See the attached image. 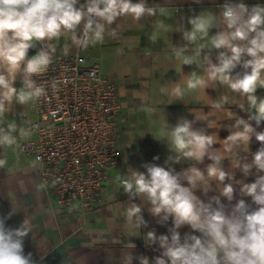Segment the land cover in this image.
<instances>
[{
  "label": "clouds",
  "instance_id": "1",
  "mask_svg": "<svg viewBox=\"0 0 264 264\" xmlns=\"http://www.w3.org/2000/svg\"><path fill=\"white\" fill-rule=\"evenodd\" d=\"M170 14L169 8L149 7L146 0L135 3L133 0H85L83 4L80 0H0V148L19 147V139L29 138L35 131L30 120L17 127L6 123L5 117L13 101L24 105L46 94L44 86L33 76L48 71L56 51L53 41L58 42L62 36L70 34L73 45L87 48L90 43L102 42L106 26L114 24L118 17L131 16L140 21L146 16L168 17ZM188 23L191 29H184L182 33L186 43L173 47V57L181 61V68L195 64L205 75L192 71L186 88L160 87L159 92L184 101L190 93L219 82L246 98L247 108L239 107L248 113V119L229 114V119L235 122L228 127L230 134L223 139V151L213 147L219 143L215 134L194 128L198 121H206L208 128L213 127L207 114L193 112L194 119L181 118L171 127L165 119L156 132L151 133L155 139L165 141L174 153L166 164L182 160L195 163L180 172L171 167L145 164L146 173L130 169L127 175L116 176L118 187L128 196L129 206L124 216L130 229L147 226L143 207L131 202L135 198L147 200L148 211L158 218L157 223L163 225L172 220V227L168 229L170 236H157L154 230L145 235L146 246L158 243L162 249L159 256L150 262L146 256L129 253L122 257V264H133L134 259L139 264H264V174H260L264 173V131H257L264 122V98L255 94L258 88H264V6L249 8L243 2L226 0L218 15L205 11L189 18ZM78 28L82 29L79 34ZM213 28L218 31L210 35ZM170 31L171 27L161 20L150 39L154 43L161 32ZM109 35L115 38L117 33L112 30ZM38 43L42 47L29 58V49L36 48ZM189 45L194 48L190 49ZM212 50L218 52L215 63L210 57ZM68 52L65 45L64 55ZM238 66L243 72L233 75ZM18 76L22 85L19 89L14 87ZM52 86L55 88V84ZM228 102L229 98L223 96L210 108L220 110ZM139 110L150 118L157 114V108L147 104ZM252 137L260 142V147L251 153L249 162L248 156L241 153L249 154ZM205 157L211 163L204 169L197 167L203 164ZM225 159L231 162L233 171L224 169ZM38 162L39 157L31 166L36 167ZM6 164L7 160L0 159V168ZM253 168L257 173L254 182L234 179V170L239 169L247 177ZM185 181L187 186H184ZM213 182L219 195L205 203L194 193L200 189L207 195L213 190ZM234 184L240 185L241 196L251 197L257 205L255 210L250 211L245 200L240 199L226 212L221 197L231 202ZM12 214L0 217V264H36L31 253H24V238L32 232L31 221L25 218L17 228L6 227V220ZM184 225L201 235H185L182 241L178 229Z\"/></svg>",
  "mask_w": 264,
  "mask_h": 264
},
{
  "label": "crops",
  "instance_id": "2",
  "mask_svg": "<svg viewBox=\"0 0 264 264\" xmlns=\"http://www.w3.org/2000/svg\"><path fill=\"white\" fill-rule=\"evenodd\" d=\"M146 2L149 7L169 8L170 16H146L140 21L134 20L131 16L118 17L110 27L106 26L103 41L90 43L87 48L73 45L70 34L62 36L58 42H52L56 44L54 55L64 54L65 45L69 48L68 54L79 50L90 61L97 62L102 75L116 84L121 103L116 133L119 135L122 156L119 165L110 169L99 194V200L85 209L77 205L66 208L58 204L53 188L45 185L41 179V166L39 164L36 167L31 166L35 160L33 154L20 150L23 142L36 140L34 134L26 139L20 138L19 147L0 148V159L7 160V164L0 168V217L13 213L11 218L6 220V227L10 228H17L25 218L31 221L32 232L24 238V253L25 255L31 253L36 264H122V257L129 253L136 257L143 255L150 262L153 261L161 254L162 249L158 243L146 246L145 235L148 231L154 230L157 236H170L168 229L172 227V220L170 218L163 225L157 223L158 218L153 217L148 211L150 205L147 200L135 198L131 202L143 207L142 215L147 221V226L139 230L130 229L124 216L129 206L128 196L118 187L116 176L127 175L130 169L146 173V168L143 167L145 164L171 167L180 172L195 163L188 160L165 163L174 153L170 152L165 141L157 140L151 134L156 132L165 119L171 127L181 118L194 119L193 112L207 114L213 127L208 128L206 121H198L194 128L204 129L207 134H215L220 144L217 143L213 147L221 148V151L223 139L230 134L228 127L235 122L234 119H229V114L248 119V113L239 107L244 105L247 108L246 98L219 82L209 88L190 93L184 101L159 92L160 87L169 90L175 87L186 88L192 71L198 72L201 76L205 75L195 64L183 65L181 68V61L173 57L172 49L186 43L182 39V33L184 29H191L189 18L205 11L218 15L226 0L192 4L160 3L154 0ZM231 2H243L249 8L256 5L264 6V0ZM80 3H85V0H80ZM161 20L171 27V31L161 32L160 37L153 43L150 36L155 25ZM81 30L78 28V34ZM112 30L117 33L115 38L109 35ZM217 31L216 28L211 29L210 35H215ZM41 47L38 43L36 48L29 49L28 54L35 55ZM189 48L192 49L194 46L189 45ZM217 55L216 50L211 51L213 63L216 62ZM237 72L242 73L243 69L238 66L233 75ZM18 77L14 84L17 89L21 87ZM255 94L264 98V88H258ZM223 96L229 98L227 104L220 110L210 108L213 102H219ZM145 104L156 107L157 114L150 118L140 111L141 106ZM29 108L32 118L28 114ZM32 111L33 102L20 105L13 101L5 121L17 127L22 126L25 120L33 121ZM252 124L256 127L254 121ZM257 131H264V122L257 127ZM259 147L260 142L252 137L249 154L242 152L241 155L248 156L250 162L251 153H255ZM209 163L211 161L205 157L203 164L196 166L204 169ZM223 167L226 171H233L228 159L223 161ZM256 176L255 168L247 177L239 169L234 170V179L243 183L254 182ZM227 182L226 180L225 183ZM183 183L187 186L186 181ZM212 188L207 195L200 189L194 194L207 203L212 196L219 195L214 182ZM234 188V198L231 202L221 197L226 212H230L240 199L245 200L250 211L257 208L251 197L240 195L239 184H234ZM178 231L182 241L185 235H201L189 225L182 226ZM133 264H139V261L134 259Z\"/></svg>",
  "mask_w": 264,
  "mask_h": 264
},
{
  "label": "built area",
  "instance_id": "3",
  "mask_svg": "<svg viewBox=\"0 0 264 264\" xmlns=\"http://www.w3.org/2000/svg\"><path fill=\"white\" fill-rule=\"evenodd\" d=\"M33 79L46 94L33 102L36 140L23 142L20 150L39 157L41 179L61 207H90L122 156L116 84L79 50L53 55L48 71Z\"/></svg>",
  "mask_w": 264,
  "mask_h": 264
},
{
  "label": "rangeland",
  "instance_id": "4",
  "mask_svg": "<svg viewBox=\"0 0 264 264\" xmlns=\"http://www.w3.org/2000/svg\"><path fill=\"white\" fill-rule=\"evenodd\" d=\"M154 1H158L160 3H172V4H192V3H197L196 0H154ZM214 1L215 0H200L199 3H212ZM33 108H34V106H33ZM31 110H32V108H31ZM28 111H29L28 114L32 118V113L30 112V108H29ZM32 112L34 114V117H33L32 120H34L35 119V112L34 111H32Z\"/></svg>",
  "mask_w": 264,
  "mask_h": 264
}]
</instances>
